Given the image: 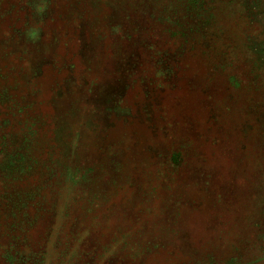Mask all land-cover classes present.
Wrapping results in <instances>:
<instances>
[{"label": "rangeland", "instance_id": "374dc122", "mask_svg": "<svg viewBox=\"0 0 264 264\" xmlns=\"http://www.w3.org/2000/svg\"><path fill=\"white\" fill-rule=\"evenodd\" d=\"M0 264H264V0H0Z\"/></svg>", "mask_w": 264, "mask_h": 264}, {"label": "trees", "instance_id": "16d2710c", "mask_svg": "<svg viewBox=\"0 0 264 264\" xmlns=\"http://www.w3.org/2000/svg\"><path fill=\"white\" fill-rule=\"evenodd\" d=\"M35 31H36L35 29H30L29 32H22L24 40L28 41V40H30V38L35 40L37 38ZM33 70L34 71L36 70L35 66H33ZM30 128H31V129H29L30 132H33V126H31ZM50 164L51 163L44 165L45 168L49 169Z\"/></svg>", "mask_w": 264, "mask_h": 264}]
</instances>
